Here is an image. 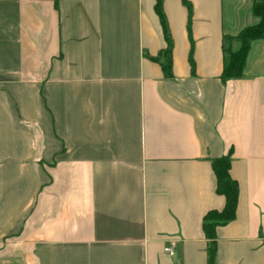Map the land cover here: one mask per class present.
<instances>
[{"label": "crops", "instance_id": "1", "mask_svg": "<svg viewBox=\"0 0 264 264\" xmlns=\"http://www.w3.org/2000/svg\"><path fill=\"white\" fill-rule=\"evenodd\" d=\"M156 1L0 0V264H207L228 152L215 264H264V38L220 77L253 0H161L171 78Z\"/></svg>", "mask_w": 264, "mask_h": 264}, {"label": "trees", "instance_id": "2", "mask_svg": "<svg viewBox=\"0 0 264 264\" xmlns=\"http://www.w3.org/2000/svg\"><path fill=\"white\" fill-rule=\"evenodd\" d=\"M186 6L189 18L191 9L188 3H186ZM154 8L160 21L166 49L161 52L160 56L158 55L152 60L160 64L166 78H171L170 53L173 45L161 0L156 1ZM252 14L258 19L257 23L244 27L234 36H223V66L220 77L224 82L229 79L243 77L246 56L251 42L255 39L264 38V0H253ZM234 44H236V47H234ZM230 165L231 152L211 159V168L216 181L215 191L224 197V206L220 210H209L203 217L202 229L207 239V264H215L216 227L233 220L235 217L238 202V183L230 176Z\"/></svg>", "mask_w": 264, "mask_h": 264}, {"label": "built area", "instance_id": "3", "mask_svg": "<svg viewBox=\"0 0 264 264\" xmlns=\"http://www.w3.org/2000/svg\"><path fill=\"white\" fill-rule=\"evenodd\" d=\"M164 250H165L166 252H168V253L172 254V250H171V248H170V247H166Z\"/></svg>", "mask_w": 264, "mask_h": 264}]
</instances>
